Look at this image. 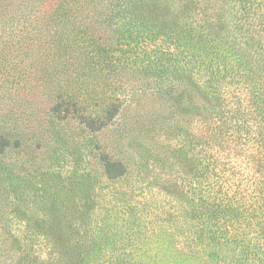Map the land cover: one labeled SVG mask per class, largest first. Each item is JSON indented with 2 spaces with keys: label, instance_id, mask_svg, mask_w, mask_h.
Returning <instances> with one entry per match:
<instances>
[{
  "label": "trees",
  "instance_id": "obj_1",
  "mask_svg": "<svg viewBox=\"0 0 264 264\" xmlns=\"http://www.w3.org/2000/svg\"><path fill=\"white\" fill-rule=\"evenodd\" d=\"M55 1L51 10L31 7L27 13L22 5L30 6L29 0H0V176L27 160L26 148L54 140L56 128L63 136L62 123L76 122L77 136L87 130L97 136L122 110L107 87L139 80L145 90L146 65L194 74L202 70L204 91L192 78L184 81L189 90L180 83L182 88L157 94L169 104L171 128L183 127L179 119L189 121L188 135L196 140L190 138V146L199 149L197 166L187 175L193 184L194 200L188 201L192 239L199 246L189 260L264 264V0H157L155 21L130 24L120 41L102 23L103 12L96 9L100 0ZM215 12L220 16L216 25ZM160 22L183 28L179 39H185L164 61L158 54L165 50L158 46L155 55L147 46L138 50L140 36L157 33ZM107 27L112 29L108 34ZM139 56L144 65L136 64ZM179 96L190 97L195 110L179 113ZM192 123L198 126L195 132ZM9 151L16 153L15 161L6 158ZM221 152L242 163L245 180L227 167ZM98 158L111 179L128 172L106 151ZM47 235L55 243V233ZM94 252L84 254L86 264H93Z\"/></svg>",
  "mask_w": 264,
  "mask_h": 264
},
{
  "label": "rangeland",
  "instance_id": "obj_2",
  "mask_svg": "<svg viewBox=\"0 0 264 264\" xmlns=\"http://www.w3.org/2000/svg\"><path fill=\"white\" fill-rule=\"evenodd\" d=\"M56 2L29 0L30 6L22 8L27 13L31 7L51 10ZM157 2L100 0L96 9L103 12L102 23L108 24L120 41L130 24L137 21L146 26L155 21L154 12L160 7ZM165 8L159 9L162 18ZM115 10L120 13L109 23L106 18ZM212 18L214 25L220 21L218 12L212 13ZM160 24L157 33L140 36L138 50L147 46L155 55L158 46L165 50L158 54L164 61L178 52L185 39H179L183 28ZM109 27L107 34L112 30ZM136 64L144 65L140 56ZM146 68L142 71L145 90L139 80L117 81L107 87L122 110L97 136L88 130L77 136L76 122L62 123L63 136L56 128L54 140L39 148H26L22 155L27 160L11 165L7 175L0 176V264H86L87 251H96L93 264H126V258L128 264H162L161 256L167 264H199L189 260L191 250L199 246L192 239L188 201L193 199V184L187 178L197 166L199 149L190 146V140H196L188 135L189 121L179 119L183 127L171 128L169 104L157 94L182 88L180 83L189 90L192 86L184 81L192 78L201 90L205 74L150 64ZM189 95L195 97L193 91ZM190 102V97H177L179 113L195 110ZM192 125L195 132L198 126ZM103 151L122 160L128 172L109 178L98 158ZM7 154L9 161H15V152ZM220 156L229 169L237 171L238 178L246 179L242 163L230 154L221 152ZM242 188L251 193L248 186ZM50 233H55V243L47 235ZM203 264L216 263L207 259Z\"/></svg>",
  "mask_w": 264,
  "mask_h": 264
}]
</instances>
